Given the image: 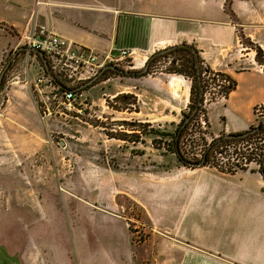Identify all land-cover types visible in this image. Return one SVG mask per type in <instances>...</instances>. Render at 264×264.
Instances as JSON below:
<instances>
[{"label": "rangeland", "instance_id": "374dc122", "mask_svg": "<svg viewBox=\"0 0 264 264\" xmlns=\"http://www.w3.org/2000/svg\"><path fill=\"white\" fill-rule=\"evenodd\" d=\"M233 1L226 0V10H231ZM237 32L241 53H251L264 70V47ZM7 33L15 35L0 25V78L5 71L4 88L0 91V248L9 263L181 264L179 255L178 261L176 257L168 260L165 254L160 256V240L166 242V250L182 249L178 241L207 248V208L193 209L192 195L197 186L208 190L213 178L201 173L185 174L181 178L183 192L179 201L172 198L169 183L163 184L160 191H153L152 200H144L142 184L126 177L125 162L132 158L133 146L137 169L147 167L155 171L164 156L169 165L181 166L174 155L156 149L152 141L155 137L143 131L150 130L143 126L149 124L148 120L163 114L168 116L161 117L162 123L151 124L154 130L176 129L175 123L180 121L170 109L162 111L160 105L165 103L148 98L138 101L135 88L128 86L135 77L110 70L82 89L81 97L88 103L82 114L63 107L61 113L42 119L29 89L33 82L30 77L37 76L39 66H29L26 52H18L26 48L22 36L7 42ZM188 58L186 54L161 58L145 76H162L169 81L183 77L191 94L190 78L167 73L172 66L180 68ZM133 66L126 62L116 67L124 72L144 68L138 70ZM121 89L125 91L117 95ZM220 91L218 86L211 85L205 113L212 102L221 100ZM122 94L136 96L135 104H131L130 98L118 100ZM228 111L227 124L232 127L242 114L236 109ZM244 113L249 114L247 108ZM258 115L264 122V108ZM213 118L215 127L222 129L225 122L216 111ZM254 123L258 124L256 119ZM133 130L140 132L131 135ZM120 135L126 140L118 139ZM134 140L137 144L132 143ZM31 143L37 150L30 152L27 144ZM141 149L145 155H136ZM257 160L260 162L261 158ZM248 169H260L259 163H252ZM155 226L160 230H153ZM199 258L202 261L204 256Z\"/></svg>", "mask_w": 264, "mask_h": 264}, {"label": "crops", "instance_id": "0c3cea01", "mask_svg": "<svg viewBox=\"0 0 264 264\" xmlns=\"http://www.w3.org/2000/svg\"><path fill=\"white\" fill-rule=\"evenodd\" d=\"M225 3L226 0H0V25L15 34L7 33V42L21 36L24 40L32 28L41 26L77 47L94 50L99 55L117 56L123 49H136L139 56L135 58L133 68L138 70L145 68L154 54L175 46H191L198 52L202 64L228 75L235 82V88L226 100H217L208 106L209 134L213 137L242 135L255 126L254 109L264 103V70L253 60L251 53H241L237 31L264 47V0H234L231 10H226ZM24 55L29 66H39L37 76L30 77V82L35 81L42 73L44 61L36 53ZM178 78L181 77L169 81L162 76H140L131 80L128 86L135 88L138 101L148 98L165 103L160 105L162 111L170 109L179 122L191 94L187 81L182 78V84ZM124 91L121 89L116 94ZM229 108L242 114L241 120L232 127L227 124ZM245 108L248 115L244 113ZM214 111L225 122L222 129L215 127ZM167 116L163 114L148 122L159 125L163 122L161 117ZM27 146L30 152L35 151L34 143ZM135 148L133 146L130 151H133L132 158L125 162L126 177L142 184L144 200H152L153 191H160L163 184L169 183L172 198L181 201V178L185 174L198 176L201 173L214 179L208 190H200L197 186V192L192 195L193 209L207 208V248L178 241L182 249L166 250V242L160 240L161 257L165 254L168 260L176 257L178 261L179 255L181 264H264V177L257 169L235 174L223 173L210 166L188 169L169 165L165 156L166 160L161 158L157 162L159 169L155 171L147 167L137 169ZM136 153L144 156L145 150ZM143 206L148 212L146 205ZM153 230L160 229L155 226ZM200 256H204L202 261Z\"/></svg>", "mask_w": 264, "mask_h": 264}, {"label": "built area", "instance_id": "2783aa9c", "mask_svg": "<svg viewBox=\"0 0 264 264\" xmlns=\"http://www.w3.org/2000/svg\"><path fill=\"white\" fill-rule=\"evenodd\" d=\"M24 41L29 54L41 53L45 55L51 74L49 75L45 71L44 65L42 66V73L35 81L29 84V89L42 119L54 113H61L63 107L68 112L74 110L78 114H82L83 110L88 107L86 99L81 97L82 89L90 81L101 75L103 71H106L105 69L108 66L119 67L126 62L129 65H134L135 58L139 56V51L132 48L121 50L117 56L112 54L99 55L94 50L77 47L74 43L41 26L32 28L24 37ZM203 65L202 77L204 79L205 90H203L200 97L202 99V103H200L202 111L191 125L188 139L197 141L194 139L200 134L197 131H202L201 134L205 139V144L212 141L210 135L203 134L207 131V118L205 110H203L205 103L208 101L207 94H210L211 85L214 84L221 90L219 98L226 100L227 94L223 91V88L231 86V82L227 78L220 76L219 72L213 71ZM262 105L261 108L258 107L256 111L257 115L260 109L264 108V103ZM194 145L197 144L195 143ZM201 149H203V142L194 148V152H197L198 156H200ZM235 150L246 152V154L236 159V155H234ZM263 153L264 139L255 138L249 140V142L227 146L219 154L218 164L225 165L229 163L230 166L239 165L243 168H249V165L252 163H260L262 161ZM232 155L235 157L230 159ZM257 158H261L260 162Z\"/></svg>", "mask_w": 264, "mask_h": 264}, {"label": "trees", "instance_id": "16d2710c", "mask_svg": "<svg viewBox=\"0 0 264 264\" xmlns=\"http://www.w3.org/2000/svg\"><path fill=\"white\" fill-rule=\"evenodd\" d=\"M176 54H186L188 55V59L180 66V68L171 67L167 70V73H176L181 74L183 76H186L191 79L192 86H191V94L195 97H191L190 104L188 105L189 111L188 112H182V119L176 129L174 131H166V132H159L157 130H154L153 126L151 124H144V127L149 128V131L143 130L146 135H153L155 138L153 139V145L158 150H163L169 155H174L176 159L178 160L179 164L185 168L188 169H195L198 167H204V166H210V167H216L220 172L227 173V174H235L240 171H247L248 168L240 167L239 165L236 166H230L229 163H226L225 165H219V154L222 153V150L225 149L227 146L235 144H241L245 142H249V140L255 139V138H261L264 139V122L260 121L257 115V109L258 107H262L263 105H258L254 109V114L257 118L258 124L254 127H252L246 137H238L239 135H222L220 137H213L209 134V125L208 121L206 119V125H207V131L203 134L210 135L212 137V141L210 143L204 144V137L202 136V131H197V133H200L197 138H194L197 141L190 140L188 137L190 136V128L193 122L196 120V118L199 116V113L202 111V99H200L201 94L203 90H205L204 85V79L202 77L203 74V68H202V62L198 56V52L191 46L188 45H182V46H176L172 50L165 52L163 54L157 53L154 54L148 61L149 63V71L146 74L139 75V71H133L134 74L133 77H140L145 76L147 74H150V70L152 68V64L154 62L159 61L161 58H165L168 56L176 55ZM197 55V56H196ZM198 57V58H197ZM118 74L120 75H128L129 71H126L125 73L123 70L118 69ZM110 70H106L103 75H106ZM102 75V77H103ZM219 75L227 78L231 82V86L224 87L223 91L227 94V98L229 94L234 90L235 88V82L232 78H230L228 75L219 72ZM132 77L131 75H128ZM4 88V80L0 81V91H2ZM127 98L132 99L131 104H135L136 102V96L133 95H125L122 94L117 97L118 100ZM135 101V102H133ZM201 101V102H200ZM129 104V103H128ZM140 132V130H133L131 135H136L135 133ZM124 133V132H123ZM230 136V137H229ZM138 137V136H134ZM118 139L126 140L124 135H120ZM133 142V141H132ZM135 142V140H134ZM203 142V149H201V155L198 156L197 152H194V148ZM197 145H194V144ZM246 152L243 151H234V155H236V159L241 158L243 155H245ZM234 155L230 156V159L235 157ZM225 156V154H224ZM198 164H201L202 166H198ZM260 169L258 171L263 175L264 177V153H263V159L259 163Z\"/></svg>", "mask_w": 264, "mask_h": 264}, {"label": "water", "instance_id": "95a60500", "mask_svg": "<svg viewBox=\"0 0 264 264\" xmlns=\"http://www.w3.org/2000/svg\"><path fill=\"white\" fill-rule=\"evenodd\" d=\"M180 46H182V45H180ZM175 47H176V46H175ZM175 47L168 48V49H166V50H164V51H162V52H160V53L163 54V53H165V52H168V51L172 50V49L175 48ZM20 51L28 52V49H27V48H20V49L18 50V52H20ZM39 55L41 56V58H42L43 61H44L45 71H46L49 75H51L50 72H49V68H48V64H47V62H46V57H45V55H44V54H41V53H40ZM196 56H197V55H196ZM197 58H198V57H197ZM108 69L119 71L118 68L110 67V66H108L105 70H108ZM148 70H149V63L147 64V66H145V68H144L143 70L139 71L138 74H139V75L146 74V73L148 72ZM104 72H105V71H103V72L101 73V75L97 76L94 80L90 81V82L87 84V86H91V85H93L97 80H99V78L102 76V74H103ZM125 73H127V72H125ZM128 75L133 76L134 74H133L132 72H128ZM1 79H2V78H0V81H1ZM247 135H248V133H246V134H242V135H239L238 137L243 138V137H246ZM229 137H230V136H229ZM198 166H202V165H201V164H198Z\"/></svg>", "mask_w": 264, "mask_h": 264}, {"label": "flooded vegetation", "instance_id": "af4514ba", "mask_svg": "<svg viewBox=\"0 0 264 264\" xmlns=\"http://www.w3.org/2000/svg\"><path fill=\"white\" fill-rule=\"evenodd\" d=\"M110 67H115V66H110ZM116 68V67H115ZM108 70H111V69H108ZM102 77V76H101ZM100 77V78H101ZM99 78V79H100ZM9 260L6 256V254L2 251V249L0 248V264H10L9 263Z\"/></svg>", "mask_w": 264, "mask_h": 264}, {"label": "bare ground", "instance_id": "6f19581e", "mask_svg": "<svg viewBox=\"0 0 264 264\" xmlns=\"http://www.w3.org/2000/svg\"><path fill=\"white\" fill-rule=\"evenodd\" d=\"M178 79H179V80H178V81H179V83L181 82V83L183 84V82H184V81H183V80H181L182 78H178ZM176 80H177V79H176ZM177 83H178V82H177ZM177 86H178V85H177ZM179 89H180V87H179ZM176 90H177V89H176ZM182 90H183V89H182ZM180 93H181V92H180ZM181 94H182V93H181ZM181 94H180L179 96H181Z\"/></svg>", "mask_w": 264, "mask_h": 264}]
</instances>
